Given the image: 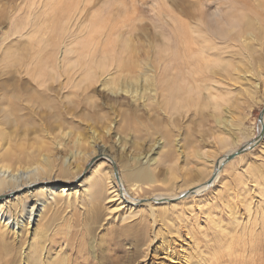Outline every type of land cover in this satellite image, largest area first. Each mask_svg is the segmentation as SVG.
<instances>
[{
    "label": "rangeland",
    "instance_id": "374dc122",
    "mask_svg": "<svg viewBox=\"0 0 264 264\" xmlns=\"http://www.w3.org/2000/svg\"><path fill=\"white\" fill-rule=\"evenodd\" d=\"M229 1L230 0H0V46L6 42V39L4 41L2 39L9 34L11 24L9 23V20L13 15L19 16L15 17V20L20 18L21 20L26 19L25 16L27 15L26 17L30 19L32 18V20L37 21V23L44 25H47V23L49 25L50 21V25H52L47 26L52 29L50 30L51 34H54V31L58 30L60 27L63 28V26H65V28L69 30L68 32H70L67 34L68 36L66 35L67 42L73 41L78 37H90L92 42H95L93 50L98 58L101 57L99 55L100 53L102 54V52L106 50L109 52L112 50L111 52L115 54L116 60H120V57H123L125 53L122 54L123 46L121 47L120 43L117 42L120 39V41L122 40L121 45H124L123 41L129 37L133 45L135 42L138 44L139 49L132 53V59H129V64L124 67L126 68L125 71H127L125 75L128 74V76H135L136 79L134 81L137 82L135 84L130 78V80H127L128 76L124 79L122 76L121 78L123 81L120 80V84L121 86H129V82H131L129 88H134L136 85L140 86L141 88L138 87L140 92L144 91L146 73L152 68H155L157 71H164L163 77L164 75H171V73L173 76L176 75L175 70L177 71V69L174 70V67H171L172 64H169L171 62V48L175 49L176 46L179 49L182 48L178 45H180L179 43L183 40L180 37L185 38L182 34L183 32H185L184 34L186 37H191V35L195 37V35L198 34V32L196 33L195 31L202 30L201 27L205 28L206 30H202L200 35L204 33L209 35L210 33L208 38L205 34L204 36L206 38L198 36L195 37L196 40L194 38H185V40L189 41V46L194 47H192L193 50L190 48V51L192 50L195 52L196 47L198 51V49L201 48L200 46L202 43H206V39H210L216 48L217 46H220L215 50L212 49V55L209 56L210 60L219 59V61L222 62H219L220 65L222 64L221 66H224L223 68H225L224 70L221 68L219 69L220 66L218 67V64L216 65L217 67L215 66V68L218 69L215 74L206 73L205 75L204 73L202 76L199 75L200 77L196 75L195 78L198 83L201 82V84H203L200 86V90L198 89L199 92L203 90L201 94H197L200 95V98H197V95L195 94L196 91H198L197 89L193 92V96L195 95V101L198 100L200 102L198 103L199 108L197 109L190 106V111L176 112L172 116L169 110V113L166 115L165 113L167 110L160 111L159 108L157 109V106H155V108L154 105H149V107L152 106L155 109L149 108L148 106H145L144 108L139 107L140 110H138V112H129V122L125 120L121 122V113L127 108L126 98L123 100V97L120 96L117 97L118 99L115 101L113 96L112 98L110 95L108 96L105 90H99L100 88L98 84L88 88V91L78 90V97H76L74 95L72 84L67 82L62 87L56 88L51 95H49L51 98L45 96L46 100L39 104L38 107L33 109L29 108L22 111V113H19L21 116L20 120L15 121L13 118H10L14 121L7 123L2 118V115L6 110H13L9 106L8 99L6 98V96L11 94V90L8 85L5 86V84L9 83L8 73L12 69L11 60L17 58L15 54L24 53L22 44L26 41V37L20 40H15L13 39L14 37L11 39L9 38L7 39L9 41L3 46L6 48L0 54L3 58L4 52L7 51L6 57L9 59L5 60V62H2V60L0 61V162L2 159L6 162H11V166L14 170H17L19 167L20 169H26L28 166L31 168L32 164L33 168L39 163V159L43 158L46 154L53 155L55 153H60L61 155L67 154L69 156L72 153H75L77 151V146L73 145L71 142L74 137L64 139L63 141L60 140V132L62 129L68 130L75 137L78 136L81 140L80 149L83 150L86 148L83 151H87V153L92 152L94 149L96 150L95 152H97V144H104L107 148L109 147V149L112 147L110 150L112 154H114L112 151L116 152L115 158L118 159L117 164L119 172L122 169L121 165L124 163L125 157L123 153L122 155L117 152L116 143L118 138H123L125 135L128 139V145L131 144L132 150H137L135 153L139 154L138 151L140 150V155L143 153L142 156L152 153L151 158H160V154H163L162 148L158 149L157 147L163 142L165 134L168 132V136L171 137L172 141L175 140L176 142V145L174 146L177 151L176 153L180 155V159H178L180 164L178 162L177 164H179L178 167L182 164V169L179 168V172L177 171L178 177L181 173L180 170H182L183 174L185 169L188 168L189 170L187 169L185 172L187 173V176L190 177L186 178L189 179L187 182L195 184L202 182L208 175L206 172L209 173L211 171L213 165L211 163L212 161L219 159L227 153H231L229 152L231 150L239 149L242 144L247 143L250 139H253L254 141L256 138L257 140L250 149L224 162L221 167L222 169L219 179L208 190L194 197L186 196V199L183 198V200L171 201L175 204L172 206H177L176 210H169L168 205L164 206L162 203H158L157 205L154 204L153 208L156 213L154 224H150L152 218L149 216V206L146 205V203L143 204L138 202L141 205L137 206L126 202L122 203L120 193L117 197L115 196L117 192L110 193L108 196L111 197V199L104 200V202H101L98 205L100 213L97 221L93 219V215L89 209L90 200L87 196L88 192L86 190L89 185L92 184V170L98 169L101 174H106L107 177H110V180L115 181L117 191H119L121 185L117 180L118 173L113 170L110 162H108L106 158L93 157L87 165L86 162L81 161L79 164L83 168V171L74 179H71V177L68 176L62 177L59 170L55 168L52 173L54 174L55 172V175L58 176V178L60 176V179L63 180H67L68 178L71 179L70 181L55 182L57 185L56 189H54L55 194L64 188L66 190L65 194L70 193V199H73L75 197V191H77L76 202H79L80 207H76V211V208L73 206L74 204L67 205L64 202H58L60 200L51 203L46 201L45 204L37 203L39 207L44 205L43 211L37 212L33 223H30L28 229H24L22 233H16L14 235L12 232L8 234L7 230H0V264H11L12 261H14L13 264H26L24 262H27V264H36V258H32V263L30 261V255L36 251V246H39L40 248V245L44 246L45 244L49 246V253L47 255V261L42 264H175L171 263L163 256L165 255L168 246L178 250L179 243L183 242L181 238L184 239V237H176V234L170 230L171 221H166L165 219L167 217L164 218V214L166 213L169 217L173 216L175 218L177 217V212L180 213L183 211L182 208H189V210H192V214H195L197 211L198 216H200V219L197 221L201 222V224L197 226L196 229L200 231L205 225L203 221L204 217L202 215L208 211L211 212L214 206L212 203L214 201L218 202L217 204L221 203L223 197L228 195V192L229 194H232L233 197H235L236 194L238 195V197L235 198L239 200L238 206L240 208H237L238 210L241 209L244 204L242 197L246 198V204L248 203L251 208L250 212L252 218H250V221H255L254 218H257L258 221L259 219L262 221V214L264 215V133L261 134L262 136L260 138L258 137L261 130L258 116L260 110L264 107V30L261 32L262 43L260 46L258 44L256 45V41L254 42L249 35L244 36L245 40L243 44H241V42H238L239 39L235 35L237 32L234 29L229 31L230 34L227 37L228 39L225 38L227 40L225 41V39L222 38L224 36L223 33L219 35L216 32L217 28L215 22L219 21L223 26V24L225 25L226 21L228 22L230 19L229 22L233 23L231 18H233L232 16L234 12L232 13V9L235 8H233V1ZM82 3H84V5ZM81 6H83L82 10ZM230 6L232 7L230 8ZM75 7L77 8L75 9ZM72 8H74L73 12H71ZM236 10H238L237 7ZM228 11L229 15L226 13ZM201 13L203 14L201 15ZM229 16L231 17L228 18ZM59 19L64 21L61 20V22L58 23ZM224 20H226L225 23H222ZM32 22H29L30 26ZM212 23L215 25L212 26ZM99 28H102L103 30L100 29L101 31L97 32V29ZM189 29L195 34L190 32ZM94 30L97 35H102L97 36L95 33H92ZM102 31L104 32L102 33ZM94 34L96 37H94ZM47 35L48 34H45V36ZM119 35L124 37V40ZM61 36H63V34H61ZM217 37L221 42H219L220 40L217 39ZM93 38L96 41H94ZM190 39L193 43L196 42V44L193 45V43L190 42ZM235 41L237 45L234 43ZM225 42L228 44L225 45ZM111 43H113L112 45H115V50L121 49L119 51L120 54L118 53V50L115 51L113 49ZM248 43L252 46L251 48ZM32 44L36 46L35 42H32ZM233 44L236 46L234 47ZM157 46H160V48L163 46L162 49L166 48V50L161 49V52L163 54V51H166L167 54L164 53V56L161 55V52L159 51L160 48H157ZM248 48H250V50ZM37 49L38 48L30 50L32 57L36 55L38 58L45 53L43 52L44 49L42 47L39 48L41 51ZM244 49L246 50L242 51ZM181 50L182 49L178 52L184 53L185 50L183 49V51L180 52ZM70 57H72V55ZM195 60L196 58L192 60L193 64H195ZM183 61L185 62V59ZM177 63H180V61L178 60L175 62V64ZM159 64L160 66H158ZM180 65L181 64H179V66ZM175 68H177V65ZM180 70L182 71H180L178 75L182 77L185 75V71H183V67H180ZM219 71L220 74L218 75ZM25 73L26 72L19 74L23 77V80L27 82H23L21 91L24 88H27V85L30 87V77ZM246 78L251 80L253 85L257 82L259 83L258 86H260L258 90H253L251 95L250 93H247L248 91L246 87L248 86V83L245 80ZM169 79L171 80V77H169ZM188 79L191 80L190 77H188ZM138 80H141V82ZM211 80L213 81L211 82ZM251 82L249 83L251 84ZM214 83H217L218 85ZM204 84L207 85V89L204 88ZM33 88H35V86H33ZM205 90H207V95L205 94ZM212 90L214 91L212 92ZM204 94L206 97H204ZM209 94H214L212 96L213 98L208 96ZM208 97L212 99L209 100ZM21 99H23V97H21ZM216 103L221 105V109H215V105H217ZM146 107H148V110ZM70 112H73V115H70ZM216 118L220 120V123H216ZM262 122L264 126V113ZM225 124L226 126H224ZM65 127L69 128L65 129ZM108 129L109 131H107ZM159 129H162L163 131H160ZM170 130H172V132ZM221 137H223L221 139L223 144L220 142ZM60 141L62 144H60L61 146L59 147L61 148L57 150V143ZM227 141L230 143H224ZM188 152V157H185ZM198 152L202 154L203 157H199L197 155ZM191 153H193V155ZM196 156H198V158H196ZM184 163L185 169H183ZM203 165L205 166V174H201L202 176L199 175L198 179H196L195 173L198 171L197 168ZM161 170H164V168L162 167ZM119 174L122 176V172ZM235 175L237 178L240 177L238 181ZM177 180L180 182V177ZM239 180H241V182ZM194 181L196 182L194 183ZM245 186L246 193L244 192L245 189H243ZM159 187H161L159 190L161 193V190H163L164 193H175L177 191H171V178L169 181L165 179V183H160ZM230 187L232 190L235 189L234 192L230 190ZM126 190H128V187ZM141 193L143 194L144 191L141 190L139 194ZM29 197V202L35 201V197H32V194H29ZM183 201L187 203L184 204ZM81 208H83L82 211ZM164 210H166L165 213ZM213 216H216V214H213ZM102 217H104V219L100 221ZM239 219H241V217ZM224 221L222 222L225 223ZM244 221H246L245 218ZM66 222L67 224L69 223L70 226H68ZM144 224H148L149 226L148 230L145 231L147 235L154 236V233H156V238L153 239L154 242L149 245V248L140 247L139 250L137 247L135 248L132 246L131 240L136 228H139ZM48 228L51 230L58 228L55 232L59 234L55 233L53 237H51L52 244H49L51 239L48 235L49 237H46L47 241H45L44 238L40 245L37 242L38 245L34 247L32 243H36L40 234ZM67 230H71L72 232H68L69 234L71 233V239L67 237L69 236L68 233L65 234V238H67L73 246H69L63 251L60 250V247L63 245L62 232ZM78 231L79 233L77 234ZM75 233L79 237L76 236ZM199 236L200 235H198V237ZM77 240L80 242L82 241V243ZM91 242L92 245H90ZM2 243L8 245L10 251L2 249ZM225 244L224 240L216 243L218 247ZM18 249L19 251L20 249L24 251L21 259L18 257ZM221 251L219 250V252ZM239 251L240 250L237 251L238 254L241 253V251ZM210 252L212 253L214 250ZM259 255L262 259L264 258V254H261V252ZM219 261L222 262L221 264H225L224 258L222 260L219 259Z\"/></svg>",
    "mask_w": 264,
    "mask_h": 264
},
{
    "label": "bare ground",
    "instance_id": "6f19581e",
    "mask_svg": "<svg viewBox=\"0 0 264 264\" xmlns=\"http://www.w3.org/2000/svg\"><path fill=\"white\" fill-rule=\"evenodd\" d=\"M232 1L234 3L233 8H235V9H232L233 10L232 13L234 12L233 16H232L233 18H231L233 23L229 22L230 19L228 22L226 20H224V22H222V23H225V21H226V23H225V25L223 24V26H222L221 22L213 21V22H215L216 25L214 23H212V26L213 25L216 26V28H217L216 32L219 35H221L223 33L224 36L222 38H224V39L227 38L228 35L230 34L229 31L234 29L237 32L235 35L239 39V41L238 40L237 41L241 42V44H243V42L245 40L244 36L249 35L252 38V40H254V42L256 41L255 44L256 45L258 44L260 46L262 43L261 42V32H262V30H264V0H232ZM82 4L84 5V3H82ZM229 5H232V4H229ZM82 7L83 6H81V10H82ZM231 7L232 6H230V8ZM236 7L238 8V10H236ZM76 8L77 7H75V9ZM73 9L74 8H72L71 12H73ZM241 11H243V12H241ZM226 13H227V15H229L228 14L229 11ZM202 14L203 13H201V15ZM26 16H25L26 19H23V20H21V18L15 20V17H19V16L13 15L12 17H10L9 23H11V24H10L9 34L6 33L7 35L4 36V38L2 39L3 41L6 39V42H4L3 45L0 46V50H1L0 54H1V52L6 48V47L5 48L3 47L4 44L7 43V41H9L7 39H9V38L11 39L14 37L13 39L20 40V39L26 37L25 43L22 44L23 45L22 49L24 50V53L23 54L22 53L15 54L17 56V58H14L11 60L12 63L11 62L10 63H11L12 69L8 73L9 83L5 84V86L8 85V87L11 90V94L6 96V98L8 99L9 106L13 110V111H10V110L4 111L3 110L4 113L2 115V118L7 123L8 122L11 123L14 120L15 121L20 120L21 116L19 113H22V111L27 110L29 108L33 109L35 107H38L39 104L43 103L46 100L45 96L51 95V93L56 88L62 87L67 82L72 84V88L74 89V95L76 97H78V90H80V91L81 90L82 91L87 90L88 91V88H90L91 86H93L95 84H98V86L100 88L99 90H101V89L105 90V92H107L108 96L110 95L111 98L113 96V99L115 101H117V99H118L117 97H120V96L123 97L122 98L123 100L126 98L127 99V103H126L127 108H126V110H123L121 113V117H122L121 122L124 120L129 122V119H130L129 118V112L130 113L131 112L132 113L138 112V110H140L139 107L144 108L145 106L149 107V105H154V107L157 106V109L159 108L160 111L167 110L166 113L164 112L166 115L170 111L171 116H172L176 112H180V111L186 112L187 110L190 109L189 108L190 106L197 108V109L199 108L198 103H200V102L198 100L195 101V95L193 96V94H194L193 92L195 89L198 90L200 88V86H202L203 84H201V82L198 83L197 79L195 78L196 75L202 76V75H204V73H205V75H206V73L215 74L218 70L217 68H215V66L218 64H219L218 67L220 66L219 69L220 68L222 70L225 69V68H223L224 66H221L222 64L220 65L219 62H221V61H219V59L210 60L209 56L212 55V53H211V52H213L212 49L215 50V49L220 47V46H217V48H216V46L213 45L212 40L206 39L207 42L206 43L203 42L202 45L200 46L201 48L198 49V51H197V47H196L195 50L197 52L196 51L193 52L192 51L193 46L190 47L189 43H188L189 41L185 40V38H187V39L194 38L195 39V37H197V36L206 38L205 37L206 35L208 38V36L210 35L209 32H208L209 35L207 33L206 34L204 33L205 36H204V34L200 35L202 30L205 29V28L201 27L202 30L195 31L196 33L198 32V34L195 35V37H193L191 34H190L191 37H186V35L184 34L185 32L182 33L183 36H185V38L180 37L183 40L180 43L178 42L180 44L178 46L182 47V48H180V49H182L180 52H182L183 49L185 50L184 53H179L178 51L180 49L177 48V46L175 47V49L171 48V62L169 61L170 62L169 64H172L171 67H174V70L177 69V71L175 70L176 75L173 76V74L171 73V75H164V77H163L164 71L161 72V71H157L155 68H152L148 71V73H146V78H145L146 84L144 85V89H143L144 91L140 92V89L138 88L140 86L136 85V87L134 86V88H129V86L131 85V82H129V84H130V85L128 84L129 86H127V85L121 86V84H120V80H122L121 77L123 76V79H124L128 76V74L125 75L127 71H125L126 68H124V67L129 64V59H132V56H133L132 53L135 52L137 49H139L138 44H136V42H135V44L133 45L131 43V40L129 37L126 38L125 40L123 39L124 37H121V35L124 32L121 35H119L124 40L123 41L124 45H121L122 40L120 41V39L118 40L117 43H120L121 47L123 46L122 47L123 48L122 54L123 53H125V54L127 53V54L126 55L124 54V56L120 55L123 57H120V60H118V59L116 60L115 54L113 52H111L112 50L110 52L106 50V51L102 52V54L100 53L99 55L101 57L98 58V56H96L97 54L94 53V50H93L94 49L93 45L95 44V42L93 43L90 37H85V36L84 37H78V38L74 39L73 41L67 42L66 37L68 36L67 34L70 32H68L69 30H67L65 28V26H63V28L60 27L58 30H56L57 32L54 31V34H51L50 30H52V29H50L48 27L51 23L50 21H49V25L47 23V25H48L47 26L44 24H39V23H37V21L32 20V18L30 19ZM91 17H92V15H91ZM230 17L231 16H229L228 18H230ZM62 19H63V17H62ZM61 20L59 19L58 23H60ZM93 20H94V18H93ZM197 20H200V19H197ZM30 21L31 22L33 21L32 22L33 26H32V23L30 26V24H29ZM62 21H64V20H62ZM208 21H210V20H208ZM198 23H200V22H198ZM196 28H197V26H196ZM216 28H215V30H216ZM100 29H102V28L97 29L98 30L97 32H100L101 31ZM95 32L96 31L94 30V32H92V33H95ZM103 32L104 31H102V33ZM190 32L194 33L191 30H190ZM45 34H48V35L45 36ZM61 34H63V36H61ZM178 34H179V32H178ZM96 35L94 37H96ZM101 35H97V36H101ZM163 36H164V34H163ZM62 38H63V40H62ZM191 39H190V42H192ZM217 39H219V38L217 37ZM93 40H94V38H93ZM105 40H106V37H105ZM115 40H116V38H115ZM94 41H96V40H94ZM225 41H227V40L225 39ZM32 42H35L36 46H34L32 44ZM219 42H221V40ZM249 42H250V40H249ZM234 43H236V41ZM112 44L113 43H111V45ZM194 44H196V42H194L193 45ZM227 44L228 43L225 42V45H227ZM105 45H107V44H105ZM236 45H237V43H236ZM112 46L114 49L115 45H112ZM233 46H234V44H233ZM40 47H42L44 49L43 52H45V53L42 56H39L38 58L36 57V55H34L32 57L30 50L31 49L34 50L36 48L39 49ZM102 47H104V46H102ZM251 47L252 46L250 45V48ZM10 48H12V47H10ZM157 48H160V46L159 47L157 46ZM162 48H163V46L160 48V50H159L160 52H161ZM190 48L192 49L191 51H190ZM250 48H248V49L250 50ZM117 50L119 53V51L121 49L120 50L117 49ZM117 50H115V51H117ZM162 50H166V48L162 49ZM245 50L246 49H244L242 51H245ZM15 51H17V50H15ZM39 51H41V50L39 49ZM159 51H158V53H159ZM6 52L7 51L4 52L3 58L0 56V61L2 60V62H5V60H9L6 57L7 56ZM164 53H166V51H163V54ZM160 54L163 55L162 52ZM71 55H72V57H70ZM238 55H240V54H238ZM245 55H246V53H245ZM117 57H118V55H117ZM187 57H189V58H187ZM194 57L196 58V60L194 62L195 64H193V61H192L195 59ZM184 59H185V62L187 64L183 61ZM178 60L180 61V63L175 64V62H177ZM242 60H243V58H242ZM248 60H250V59H248ZM154 64H156V63H154ZM179 64H181V65L179 66ZM176 65H177V68H175ZM158 66H160V64ZM166 66H167V64H166ZM171 67H169V68L172 69ZM180 67H183V71H185V75H187V76L184 75L181 77L180 75H178V73L180 71H182V70H180ZM154 69H155V71H154ZM23 72H26L25 74H28V77H30V79L32 81L29 79L30 87H28V85H27V88H24L21 91V87L23 85V82L27 83L25 80H23V77H21L19 75L20 73H23ZM219 74H220V71H219L218 75ZM212 76H210V77H212ZM169 77H171V80L169 79ZM188 77H190L191 80L188 79ZM129 78L131 79V81H134L136 79V77L133 75H129L127 77V80ZM244 78H245V76H244ZM26 80H28V79H26ZM245 80L248 83V86L246 87V89L248 91L247 93L248 94L250 93V95H251V93H253L252 92L253 90H258V88L260 87V86H258L259 83H257V82L254 83V85H253L251 80H249L248 78H246ZM212 81L213 80H211V82ZM136 82H135V84H136ZM139 82H141V80ZM170 82H171V84H170ZM249 82H251V84ZM137 84H139V83H137ZM214 84L218 85L217 83H214ZM33 86H35V88H33ZM214 87H216V86H214ZM204 88L207 89V85L204 84ZM263 88H264V86H263ZM199 90L196 91V93H195L196 95L199 93L201 94L203 91L202 90L199 92ZM213 91L214 90H212V92ZM206 92H207V90H205V94L207 95ZM209 92H211V91H209ZM206 95L204 97H206ZM213 95L209 94L208 96L212 97ZM21 97H23V99H21ZM198 97L200 98V95H197V98ZM210 97H208L209 100H211L213 98V97L212 98H210ZM214 98H215V96H214ZM205 99H207V98H205ZM84 100H85V98H84ZM72 106H76V105H72ZM220 106L221 105L218 103L217 105H215V109L216 108H217L216 110L221 109ZM148 107H146L147 110H148ZM154 107L151 106L149 108L155 109L156 107L155 108ZM210 109H211V107H210ZM72 111H74V110H72ZM150 111H151V109H150ZM213 112H214V110H213ZM69 114L73 115V112H70ZM10 118H13L14 120H12ZM135 118H136V116H135ZM217 118H216L217 122L216 121L215 122L220 123V120H218ZM262 121H263V118H262ZM224 126H226V124ZM68 128L65 127V129H68ZM110 129H111V126H110ZM260 129H261L262 133H264L263 122H262V124H260ZM107 131H109V129ZM160 131H163V130L161 129ZM170 131L172 132V130H170ZM60 134H61V137H60L61 141H63L64 139H67V138L74 137V139H72L71 142L73 143V145L77 146V149H76L77 151L76 152L74 151L75 153H72L69 156L67 154H66L67 156L61 155L60 153H55L53 155L52 154H46L43 156V158L39 159V163H37L33 168H32V166H33V164H32L31 168L29 166H28L29 168L26 166L27 167L26 169H22V168L20 169V167H19L17 170L13 169V167L11 166V162H9V161L6 162L4 159L1 160V162H0V230L1 229L7 230L8 234L12 232L14 235L16 233H18V234L22 233L24 229L25 230L28 229L30 223L31 222L33 223V220H34L35 216L37 215V212L43 211L44 205H41L39 207L37 205V203L45 204L46 201L51 203L53 201L57 202L58 200H60L58 202H64L67 205L68 204H72V205L74 204L73 206L75 208L80 207L79 202H76L77 191H75V197L73 199L72 198L70 199V197H71L70 193L65 194L66 190L64 188L55 194L54 189H56V187H57L55 182H57V181H60V182L70 181L72 178L73 179L76 178L83 171V168L80 166L79 163L81 161H84V162H86V165H87L89 163L90 159H93V157L94 158L95 157L106 158L108 160V162H110V165L112 166L113 170H115V172L118 173L117 180L121 184L119 191H117V185H116L115 181L110 180V177H107L106 174H101L98 169L92 170V172H91V175H93L92 184L89 185L88 189H86V190L88 192L87 196L90 200L89 209L93 215L92 216L93 219L95 221H97L98 215L100 213V209H99L98 205L101 202H104V200L111 199V197L108 196L110 193L117 192L115 194V196L117 197L118 194L120 193L122 203L126 202V203H130V204H133L136 206L141 205L138 202H141L143 204L146 203V205L149 206V210H148L149 216L152 218V220H150V222H151L150 224L155 223V214L156 213H155V210L153 208L154 204L157 205L158 203L159 204L162 203V204H164V206L168 205L169 210L170 209L176 210L177 206H172L175 204L171 201H178L181 199L183 200V198L186 199L187 197H191V196L194 197V196L200 195L204 191L208 190L219 179L220 174H221V169H222L221 167L223 166L224 162L226 161V159L223 156H221L219 159H217L215 161H212L211 163L213 165H212L211 171L209 173L206 172V174H208V175L205 177V179L202 182L195 183L196 181H194L195 184H193L192 182L191 183L187 182L189 179H186V178H188L189 176H187V173H185V172L188 168L185 169V163H184L183 169H185V172L182 174V170H180L181 171L180 176H179L180 182H178L179 180H177V179L179 177L177 175V171L179 170V168L182 169V167H181L182 164L180 165V167H178V165L180 164L178 162V159H180L179 158L180 155H178V153H176L177 151L174 148V146L176 145L175 144L176 142H175V140L172 141L171 137L168 136V132L165 134V139L163 137V139H164L163 142H161V144H159V146L157 147L158 149L162 148L163 154H160V158H151L152 153L149 155H143L142 156L143 153L140 155V150L138 151L139 154L135 153L137 150H132L131 144L128 145V143H127L128 142L127 137H125V135L124 136L122 135L123 138H118L117 143H116L117 152H119L121 154L123 153L124 157H125V161L121 165L122 166V169L120 171V172H122V176H121L119 174L120 172L118 171V164H117L118 159L115 158L116 152L112 151V152H114V154H112L111 150H110L112 147H110V149H109V147L107 148L104 144H97V146H98L97 152H95L96 150L94 149V150H92V152L87 153V151H83L86 148L83 150L80 149L81 148V140L78 136L75 137V136H73V134L71 132H69L68 130H64V129L61 130ZM175 137H173V138H175ZM222 138L223 137L220 138L221 144H223V141L221 140ZM175 139H177V138H175ZM61 141L59 143H57V146H58L57 150H59L61 148V147H59V146H61L60 144H62ZM256 142H257L256 138L254 139V141H253V139H250L247 141V143L242 144V146H247V145L253 146ZM224 143L227 144L230 142L227 141ZM200 149H202V148H200ZM155 150H156V148H155ZM155 150H154V152H155ZM152 151H153V149H152ZM198 151H199V149H198ZM233 151H235V150H231L229 152H233ZM184 152H185V150H184ZM181 153L183 154L182 151H181ZM196 153H197V151H196ZM196 153H195V155H196ZM191 154L193 155V153H191ZM187 155H189V152H188V154H186V156L185 155L184 156L188 157ZM197 155L199 157H203L202 154H200L199 152ZM198 156H196V158H198ZM181 159H182V157H181ZM183 160H184V157H183ZM177 162L179 164H177ZM25 163H27V162H25ZM162 167L164 168V170H161ZM55 168L57 170H59L62 177L68 176V177H71V179L68 178L67 180L66 179L63 180V179H60V176L58 178V176L55 175V172H54V174L52 173L53 170H55ZM197 169H198V171L195 173L196 179H198L199 175L205 174V166L203 165L201 167H198ZM190 170H191V168H190ZM213 173H214V176H213ZM240 174H241V172H240ZM238 177H239V175H238ZM170 178H171V191L177 190L178 192L176 191L175 193L174 192L172 193L170 191L171 193H168V192L164 193L163 190H161L162 191V193H161L159 191L161 189V187H159V184L165 183V179H167V181H169ZM236 178H237V176H236ZM238 179H240V177L237 178V181H238ZM239 181L241 182V180H239ZM242 183H243V180H242ZM125 184H126V188L128 187V190H126ZM224 186H226V185H224ZM145 187L146 188L148 187V188L146 189ZM243 189H245L244 192L246 193V186ZM243 189H241V190H243ZM109 190H111V191H109ZM141 190L144 191L143 194L142 193L139 194ZM169 190H170V188H169ZM230 190L234 192L235 189L232 190L230 187ZM167 191H168V189H167ZM186 192H188L187 195L180 197V195L182 193H186ZM84 193H85V191H84ZM29 194H32V197H35V201L33 200L34 202H29V198H30ZM237 197H238L237 194L235 195V197H233V195L229 194V192H228V195L223 197V200H222L223 202L221 201V203L217 204L218 202L214 201L212 203V205H214L212 211L211 212L208 211L204 215H202L204 217L203 221H204L205 225H204L203 229H200V231H198L196 229V227L201 224V222L197 221L198 219H200V216H198L197 211L195 212V214H192V210H189V208H187V207L182 208L183 211L181 210L182 212H180V213L177 212V217L174 218L173 216L169 217V215H166V213H165L166 210H164V213H165L164 218L167 217L165 220L171 221L170 230H172L173 233L176 234L177 238L184 237V239L181 238V240L185 243L180 242L178 245V250L174 249L171 246H168L166 248L165 255L163 257L165 259L169 260L171 263H175V264H207V263L208 264H221L222 262H220L219 259L222 260L223 258H224L225 264H240V263L241 264H264V258L262 259L259 255L260 252H261V254H264V215L262 214V218H261L262 221H260V219L258 221L257 218H254L255 221H250V218H252L251 217L252 215L250 212L251 211L250 205L248 203L246 204V201H247L246 198L242 197L244 204L242 205L243 207L238 210L237 208H240V207L238 206L239 200L235 199ZM183 203L185 204L187 202L183 201ZM177 205H178V203H177ZM82 209L83 208H81V211H82ZM76 211H77V208H76ZM221 212H222V214H221ZM219 213L221 214V216ZM213 214H216V216H213ZM240 217H241V219L242 218L243 219L242 220L239 219ZM244 218L246 219V221H244ZM103 219H104V217H102L100 221H102ZM224 220H226V221H224ZM222 221H224L226 224L223 223ZM66 224H67V222H66ZM209 224H211V225H209ZM67 225L70 226L69 223ZM148 227H149L148 224H144V225H141V227L136 228V230L133 234L132 240H131L132 246H134L135 248L137 247L138 249L140 247H148L149 248V245L152 242H154L153 239L156 238V233H154V236L147 235V233L145 231L148 230ZM56 229L58 230V228H56ZM56 229L51 230L48 228V229H46V231L44 230L42 232V234H40L36 243H32L34 245V247L36 245H38L37 242L40 245V243H42V239H44V238H45V241H47L46 237L48 235L50 236V239H51L49 242V244L51 245L52 244V242H51L52 238L51 237H53V235L56 233L55 232ZM79 231L77 232V234L79 233ZM68 232H71V230H67V231L62 232V234H63V236H62L63 245L60 247V250L64 251L67 247L73 246V244L70 243L67 238H65V234ZM56 234H59V233H56ZM70 234H69V236H70ZM77 234H76V236H78ZM198 235H200L201 237L200 236L198 237ZM11 236H12V234H11ZM69 236H67V237L71 239V236L70 237ZM222 240H224L226 244L223 245L224 247L222 245H221V247L219 246L220 247V249H219V247L216 245V243H218L219 241H222ZM78 242H80V241H78ZM80 243H82V241ZM74 244H75V242H74ZM90 245H92V242L90 243ZM117 246H118V244H117ZM1 248L10 251L9 246L4 244V243L1 244ZM38 248H39V246H36L35 247L36 251H34L33 254L30 255V261L32 262V258H34V259L36 258V264H42L45 261H47V259H48L47 255L49 253L48 252L49 246H47L45 244L44 246L40 245V248L39 249ZM212 250H214V252L211 253L210 251H212ZM219 250L220 251L223 250V251L219 252ZM238 250L241 251L240 254H238V252H237ZM113 251H114V248H113ZM236 252H237V254H236ZM23 253H24V251H22L21 249L19 251V249H18V257L20 259L22 258ZM7 256H8V254H7ZM13 262L14 261H12L11 264H13ZM24 263L27 264V262H24ZM77 264H79V263H77Z\"/></svg>",
    "mask_w": 264,
    "mask_h": 264
},
{
    "label": "water",
    "instance_id": "95a60500",
    "mask_svg": "<svg viewBox=\"0 0 264 264\" xmlns=\"http://www.w3.org/2000/svg\"><path fill=\"white\" fill-rule=\"evenodd\" d=\"M263 113H264V107L260 110V113H259V116H258V122H259L260 124H262ZM261 134H262V131L260 130V132H259V134H258V137H259V138L261 137ZM250 148H251V146H249V145H247V146H241L239 149H237V150H235V151H233V152H231V153H227V154L223 155V157H224L226 160H229V159L233 158L234 156H236V155H238V154H240V153H242V152H244V151H246V150H248V149H250ZM187 194H188V192H186V193H182V194L180 195V197H183V196H185V195H187Z\"/></svg>",
    "mask_w": 264,
    "mask_h": 264
}]
</instances>
